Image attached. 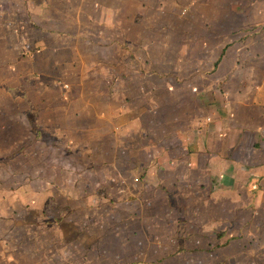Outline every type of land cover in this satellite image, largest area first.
<instances>
[{"label":"rangeland","instance_id":"374dc122","mask_svg":"<svg viewBox=\"0 0 264 264\" xmlns=\"http://www.w3.org/2000/svg\"><path fill=\"white\" fill-rule=\"evenodd\" d=\"M250 2L0 0V264H264V209L237 207L233 189L256 202L260 183L172 194L154 146L177 109L163 92L211 68L231 29L264 56L230 12ZM111 59L124 84L107 98ZM110 108L121 120L104 122Z\"/></svg>","mask_w":264,"mask_h":264},{"label":"crops","instance_id":"0c3cea01","mask_svg":"<svg viewBox=\"0 0 264 264\" xmlns=\"http://www.w3.org/2000/svg\"><path fill=\"white\" fill-rule=\"evenodd\" d=\"M249 1L250 7L257 6V10L249 12L245 9L240 13L241 8H238V12H230L235 13L237 17L240 14L241 17L248 18L250 24L247 23V27L254 29L253 32H256L263 42V45L259 46L264 47V0ZM223 14L220 6L215 11V18H220ZM218 30V26H213L214 32ZM240 31L231 29L228 32L231 36L223 42L220 53L209 65L211 68L201 70L203 73H200V70L193 72H199V81H204L205 86L199 84L192 87L189 84L193 75L191 73L176 80L184 81L182 89L174 87L163 92L166 101L170 102H167V106L172 105L171 111L175 107L177 109L176 113L173 111L172 115L167 116L166 133L154 139V146L161 148L166 161L169 162L166 177L172 178V184L166 191L172 194L176 192V181L197 186L199 191L201 187L206 186L215 193L216 189L220 188L229 190L235 178L245 174L260 183L261 188L257 194L261 195V199L264 198V163L258 166L261 161L250 158L259 154L258 145L264 148V56L261 57L257 52L259 48L251 49L247 44L244 46L240 37L234 39ZM246 38L249 40V37ZM30 60L35 62L33 58ZM110 62L108 66L111 77L106 75L104 78L106 88L103 97L107 98L117 97L121 93L117 87L124 84L123 69L117 68L118 64L115 65L114 59ZM36 67L35 63L27 74L40 72L41 69ZM37 69L39 70L36 71ZM253 105H261V110L254 109ZM157 116H160L159 113ZM116 118L121 120L122 111L117 112L110 108L104 116V122L110 124L111 120ZM158 119L160 120L156 118ZM155 159L158 163L163 160V156L160 154ZM226 178L233 179L230 181L232 183L229 184ZM213 184L217 185L213 187ZM235 188L237 207L264 209L263 205H260L261 199L255 202V196L254 199L250 196L255 187L251 185L241 190L240 187L233 189ZM236 254L238 256L241 253Z\"/></svg>","mask_w":264,"mask_h":264}]
</instances>
